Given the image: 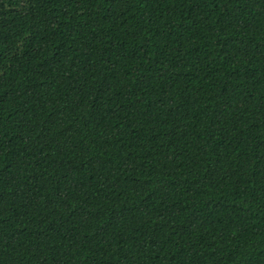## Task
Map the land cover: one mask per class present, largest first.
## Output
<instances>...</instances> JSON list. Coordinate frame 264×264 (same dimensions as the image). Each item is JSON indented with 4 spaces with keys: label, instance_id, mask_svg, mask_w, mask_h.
I'll return each mask as SVG.
<instances>
[{
    "label": "trees",
    "instance_id": "trees-1",
    "mask_svg": "<svg viewBox=\"0 0 264 264\" xmlns=\"http://www.w3.org/2000/svg\"><path fill=\"white\" fill-rule=\"evenodd\" d=\"M0 264H264V0H0Z\"/></svg>",
    "mask_w": 264,
    "mask_h": 264
}]
</instances>
